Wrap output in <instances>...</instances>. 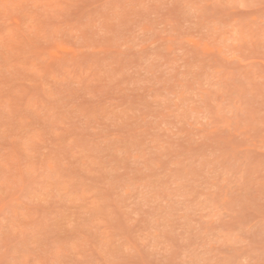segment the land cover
Wrapping results in <instances>:
<instances>
[{
  "label": "rangeland",
  "instance_id": "1",
  "mask_svg": "<svg viewBox=\"0 0 264 264\" xmlns=\"http://www.w3.org/2000/svg\"><path fill=\"white\" fill-rule=\"evenodd\" d=\"M0 264H264V0H0Z\"/></svg>",
  "mask_w": 264,
  "mask_h": 264
}]
</instances>
